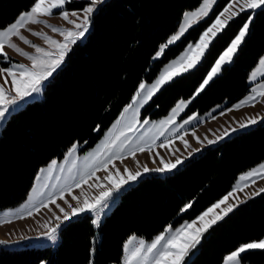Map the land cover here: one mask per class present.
<instances>
[{
  "label": "trees",
  "instance_id": "trees-1",
  "mask_svg": "<svg viewBox=\"0 0 264 264\" xmlns=\"http://www.w3.org/2000/svg\"><path fill=\"white\" fill-rule=\"evenodd\" d=\"M230 0H217L207 18L192 26L160 60L158 49L175 34L182 15L201 0H104L83 41L71 47L46 82L43 96L11 113L0 131V213L24 201L38 170L61 158L75 142L91 145L117 120L137 86L151 81L164 62L196 42ZM34 0H0V28ZM83 2L73 3L82 8ZM250 11L238 13L211 40L195 68L165 84L145 107L159 117L177 100L192 97ZM264 54V11L257 9L230 64L191 101L186 114L229 107L250 88L248 76ZM99 128L98 131L94 129ZM264 161V120L206 146L167 174H148L123 188L99 226L84 213L67 221L52 245L0 247V264H121L131 235L152 239L167 226L192 220L229 192L238 175ZM190 208L185 209L186 205ZM264 237V192L245 200L208 229L185 264H222L243 243ZM245 264H264V251L244 254Z\"/></svg>",
  "mask_w": 264,
  "mask_h": 264
},
{
  "label": "snow or ice",
  "instance_id": "snow-or-ice-1",
  "mask_svg": "<svg viewBox=\"0 0 264 264\" xmlns=\"http://www.w3.org/2000/svg\"><path fill=\"white\" fill-rule=\"evenodd\" d=\"M71 2H73V0H34L29 11L20 14L13 23L0 29V59L8 62L7 66H0V77L4 79V84H0V121L5 118V114L9 112L10 108L17 106L19 102L25 101L26 98L32 97L33 94L42 91L44 82L61 66L65 57L71 51V47L75 45L77 41L84 38L85 34L89 31L93 13L98 5L104 3V0H90L89 3L82 7L80 12L72 11L70 13L66 9V4ZM215 2L216 0H202V3L195 11L185 13L179 31L168 40L167 44L160 47L155 58H159L163 54L164 49L167 48L169 44L178 40L193 22L201 17L207 16ZM234 4H239L240 13L250 11L252 14L247 16L246 22L243 23L238 34L219 55V58L215 60L211 71L207 73V77L197 89V94H199L213 77L220 72L222 65L232 62L233 55L238 50L247 34L255 11L257 9L264 11V0H232L231 3L223 8V11L219 13L204 33L200 35L198 42L189 44L186 50L177 59L166 65L159 77L151 85L140 83L138 91L132 97V102L124 108L119 119L116 120L112 128L105 134L104 141L93 152L84 157L82 168L78 169L76 166L74 154L77 151V146L73 145L65 157V164H67L69 158H74L73 164L71 167L67 168L66 174L65 166H58L56 160H53L46 169H40L36 177V184L30 193L29 200L16 210L4 212L3 219H0V223L10 222L13 217L23 218L25 215L38 212L41 208H45L49 204H55L57 199L62 200L66 192H70L72 188L79 187L81 184L85 183L89 178L93 177L98 170L106 169L113 160L119 159L122 161L128 156H131L135 160V154L137 152L147 151L150 153L155 146L164 147L170 143L171 139L177 138V132L185 129V126L192 124L193 121L198 120V116L193 114L183 120L180 125L172 127L171 129L169 128L170 125L175 124L176 117L186 107L187 102L180 101L172 109L168 117L153 123L152 128L136 136V133L139 131L137 125L143 126L150 123L148 119H144L142 122L140 121V109L148 103L164 84L173 80L175 76H180L182 73H187L190 69L196 67L203 57L205 50L211 43L212 38L224 29L229 20L238 15L236 11L230 12ZM226 13H228L227 18L221 19ZM53 15H59L61 19L71 24L73 27L58 28L49 24L47 20L40 19V17H51ZM70 16L76 19H70ZM29 23L43 24L45 27L50 28L52 32L61 35L63 40H56L46 33L28 29L32 35L42 39L48 47L44 48L33 44L32 41L23 36L20 31L22 28H26ZM12 37H18L24 44L34 48L35 52L29 53L23 51V49L12 42ZM5 46L31 61V67L22 63L11 62V58L8 57L7 53L4 51ZM194 50L198 51H195L193 55ZM176 69L180 70L174 71ZM258 74L264 76V57L259 59V67L251 73L249 77L250 81H255ZM8 78L11 79L10 89L6 88ZM262 100H264V81L254 84V86L250 88L247 96L226 111H232L233 109L238 110L245 106H255V104L260 103ZM220 114L224 115L225 113L221 111ZM260 120H264V117H261ZM257 122V118L250 117L245 122H239V127L244 129ZM94 130L98 131L99 128ZM168 131H171L172 135L165 138L157 145L156 142L161 137L165 136V133ZM232 131L234 132L236 129H232ZM227 135H229V132L226 129L222 136L216 137L215 140H208V144H214ZM184 143L187 145L186 141H184ZM192 151L196 152L199 151V149H193ZM191 155L192 152L189 153V156ZM183 162V160L177 158L175 163H166L163 158H161L160 163L163 164L164 167L149 169L147 165H143V173L140 171L133 173L130 169L125 167L124 172L127 174L126 177L121 176V173L117 170L116 176L119 177V179L113 180L111 175L105 178L112 183L110 189L102 191L99 196L91 199L85 197L83 203H78L76 207L69 205L71 212H67L63 208H60V211L63 213V220H61L60 216H56L58 222L54 227H48L44 235L48 240L55 242L61 224L83 213L94 214L95 218L92 220V223L94 226L98 227L101 214L104 213L105 209L109 208L108 201L112 198L114 192H119L124 185L136 181L144 173L170 172L176 169L178 165L183 164ZM153 163H155L154 160ZM137 166H140L138 161ZM58 168L61 175L56 177V183H50L53 178L52 174L57 171ZM258 179H264V163L242 174L237 184L234 185L232 192H229L227 196L213 204L191 222L186 221L175 229L171 226L167 227L164 232L157 235L150 243H146L143 239H139L137 242V237H130L124 244L125 257L123 264H185V258L200 244L203 233L207 232L218 220L223 219L224 216L233 210L234 206L229 205L227 208L222 209L221 214L213 216L210 221L205 222L204 218L208 216L213 209L224 204L233 193L243 191L245 187L254 184ZM260 192H264V189H260L258 192L254 193V195H259ZM246 198L250 199L251 196ZM73 199L79 201V197L74 196ZM65 203H67V201H65ZM57 207L59 208L60 206L57 205ZM190 207L191 204L186 205L184 210ZM197 221H200L202 225L199 228L195 227ZM5 243L7 242L0 241V244ZM134 243L135 247H133ZM254 250L264 251V238L241 244L224 257L223 264H242L244 254Z\"/></svg>",
  "mask_w": 264,
  "mask_h": 264
},
{
  "label": "rangeland",
  "instance_id": "rangeland-1",
  "mask_svg": "<svg viewBox=\"0 0 264 264\" xmlns=\"http://www.w3.org/2000/svg\"><path fill=\"white\" fill-rule=\"evenodd\" d=\"M77 2H83V3H81V5L85 6L87 3L90 2V0H73V2L66 4V9L70 13L72 11H78V12H80L82 8H76V6L71 5V4L77 3ZM216 2H217V0H216ZM216 2L212 5V7H211V9H210V11L208 13V15L207 16H204V17H201L200 19H198L195 22H193L191 24V26L185 31V33L192 26L196 25L198 22H200V21L204 20L205 18H207L209 16V14L211 13V11H212L214 5L216 4ZM231 2H232V0H230L225 5V7L229 3H231ZM201 3H202V0L199 3V5ZM199 5L196 6L195 8H193V9L187 10V11H185L183 13L182 18H181V20L179 22V25L177 27V30H176L175 34L179 31V27L183 23L184 14L187 13V12L195 11L199 7ZM30 8H29V10H30ZM29 10L23 11L20 14L25 13V12H27ZM221 11H223V9ZM231 11H236L237 13H240L239 12V4H234L233 8L230 9V12ZM219 13L217 14V16L219 15ZM19 15L16 17V19L19 17ZM81 16H82V12H81ZM227 16H228V13H226L224 17H221V19H226ZM215 18L213 19V21L215 20ZM40 19L47 20L49 24L54 25V26H56L58 28H72L73 27L71 24H68L66 21H64L63 19H61L59 17V15H53L51 17H40ZM70 19H76V18L70 16ZM15 20H13L11 23H13ZM11 23H9L8 25H10ZM3 28L4 27H2L0 29H3ZM28 29H31L32 31H38V32L46 33L48 36H50V37H52L53 39H56V40H60V41L63 40V37L61 35H59L58 33L52 32L50 28L45 27L43 24H31V23H29L26 26V28H22L20 30L21 31V34L23 36H25L28 40L32 41L33 44L39 45V46L44 47V48H47L48 45L42 39H40L39 37L32 35L31 32ZM204 31L202 32V34L204 33ZM86 34H85V36H86ZM209 35H211V34H209ZM85 36H84V38H85ZM84 38H82L79 41H83ZM198 40H199V38H198ZM198 40L196 42H194V43H192V42L188 43L177 55H175L174 57H172L169 60H167L166 62H164L162 64V66L160 67L157 75L154 77V79H152L151 81L143 80L140 83H145L146 85H151L159 77L160 73L162 72V70L165 68L166 65H168L171 61L177 59L186 50V48H187V46L189 44H195V43L198 42ZM176 41H178V40H176ZM12 42L15 43L19 48L23 49V51H25V52H29V53H34L35 52V49L34 48L30 47L27 44H24L22 41L19 40L18 37H12ZM163 45H165V44H163ZM167 48L164 49V52L167 50ZM159 50H160V48L158 49V51ZM206 50H205V52H206ZM4 51L7 53L8 57L11 58V62H13V63H22V64H25V65L31 67V61H29L26 58L22 57L21 55H19L18 53H16L14 50H12L10 48H7V46H5ZM195 51H198V50H194L193 55L195 54ZM164 52H163V54L159 58H155V59L160 60L163 57ZM155 57H156V54H155ZM261 57H264V54ZM202 58H201V60H202ZM232 60H233V58H232ZM200 61H199V63H200ZM228 64H230V63L224 64V65H228ZM7 65H8V62L7 61H3L2 59H0V66H7ZM224 65H222V67ZM181 67H183V66H181ZM258 67H259V61L251 69V71L249 73V76H248V84L250 85V88L252 86H254V84H257V83H260V82L264 81V76H261L259 74L257 75V79L255 81H250V79H249L251 73L253 71H255ZM179 70L180 69H176L174 71H179ZM190 70H192V69H190ZM210 71H211V69H210ZM182 74H184V73H182ZM216 76H214L213 78H215ZM176 77H178V76H175L174 78H176ZM206 77H207V75H206ZM49 79H50V77H49ZM47 81L44 82L43 87H42V91L40 93L33 94L32 97L26 98V100L23 101L24 104H26L28 102H32L34 100H40L42 98V96H43V90H44V87H45V84H46ZM140 83H139V85H140ZM0 84H4V79L2 77H0ZM139 85L137 86V88H136L133 96L138 91ZM10 87H11V79L8 78V84L6 85V88H9L10 89ZM250 88H249V91H250ZM158 91L155 93V95L158 93ZM249 91L243 97H241L239 100H237L234 104L238 103L245 96H247L249 94ZM13 94H14V92H13ZM155 95H153V97ZM196 95H197V90H196L195 94L192 97L185 98V99L181 98V99L177 100L176 103L169 109V111L166 114H164L162 116H159V117H151L148 114H144V109L150 103V101L153 98L152 97L148 101V103L145 104L140 109V117H139V119H140L141 122L144 119H148L150 121V123L147 124V125H143V126L137 125L139 131L136 133V136H139L142 133H144L147 129L152 128L153 123L159 122V121L165 119L166 117H168L170 115L172 109L180 101L187 102L186 103V107L176 117L175 124L174 125H170L169 128L171 129L172 127H176V126L180 125L183 122V120L187 119L189 116H191L193 114H196L198 116V120L193 121L192 124H190L188 126H185V129L180 130L179 132H177L176 133V137L177 138L171 139L170 140V143H168L164 147L155 146V147H153V149L151 150L150 153L147 152V151H145V152H137L135 154V160L131 156L125 157L122 161L119 160V159L113 160L112 163L109 164L106 169H100V170H98L95 173V175L93 177L89 178L85 183L81 184L79 187L72 188L70 192H66L64 194V198L62 200L61 199H57V201H56L55 204H49L47 207L41 208L38 212H33L31 215H25L23 218H15V217H13V218H11L10 222L0 223V227H4V231L7 233V234L5 233V235H6L5 238L6 239H0V241H6V242H14V241L17 242V241H20V242H23V241L38 239V238H40L42 236H45L44 233L47 231V228L48 227H54L55 224L58 222L56 220V216H60L61 217V220H63V213L60 211V208H63L67 212H71V208L69 207V205H72L73 207H76V206H78V203L79 204H82L83 203V200L85 199V197H88L89 199H91L93 197L99 196L102 191H105V190L110 189L112 187V183H110L105 178L107 176L111 175L112 178H113V180L119 179V177L116 176L117 170H119V172L121 173V176H125L126 177L127 174L124 172L125 167H127L128 169H130L133 173L136 172V171H140V172L143 173V165H147V167L149 169H153V168H157V167H164V165L160 163L161 158H163V160L166 163H168V162L175 163V161H176L177 158H179L181 160L186 159L187 157H189V153L190 152H192V154L193 153H198L201 150H203V148H205L206 146L216 145V144H218L219 141H221L223 139L225 140L229 136H233V134H235L237 132H240L242 130H245L247 128H250V127H252V126L255 125V124L249 125L248 127L244 128V129H241L239 127V122H245L248 118L255 117L258 120L257 123H259L261 121L260 118L261 117H264V100H262L260 103L255 104V106H245V107H241L238 110L233 109L232 111H226L227 109L232 108V106L234 104H232L231 106L226 107V108L223 107V105H216L213 108H211L209 111H207V112H205L203 114H200L199 112H193V113H190V114H186V111L188 109V106L190 105L192 99ZM132 97H131V100L128 102V104L132 102ZM20 108H21V106H20V103H19L17 106H13L12 108L9 109V112L5 114V118L2 121H0V131L4 127V125L6 123V120L8 119L9 115L11 113H14L15 111H17ZM221 111H224L225 114L224 115H221L220 114ZM212 117H215V118H212ZM115 122H116V120L108 128H106L105 130H103V132L99 135V137L96 139V141L94 143H92L91 145L88 146L87 143H85V142L84 143L75 142L73 144V145H76L77 146V151L74 154V158H75V163H76V166H77L78 169H80V168L83 167L84 157L87 154L93 152L104 141L105 134L112 128V126H113V124ZM226 129L228 130L229 135L225 136L223 139L217 141L214 144H211V145L208 144V140H215L216 137L222 136L223 133H224V131ZM232 129H236V131L233 132ZM171 135H172L171 131L166 132L165 133V136L161 137L156 142L157 145H159L165 138L170 137ZM184 141L187 142V145L184 143ZM72 146H70L65 151L64 155L61 158H54V159H52L49 163H47L46 165L42 166L40 169H46L48 167V165L53 160H56L58 166L59 165H64L65 166V174H66L67 168L68 167H71L72 164H73V159L74 158H69L68 161H67V164H65V157H66L68 151L70 150V148ZM193 149H199V151L193 152L192 151ZM153 160L155 161V163H153ZM137 161L139 162V165H140L139 167L137 166ZM262 163H264V161L260 162L258 165H260ZM257 166L251 167L248 170L250 171L251 169H254ZM40 169L38 170L37 174L35 175L33 184H32V186H31V188L29 190V193H28L26 199L24 201H22L21 203H19L18 205L14 206V207H10V208L5 209L3 211V213L6 212V211H9V210H16V209L20 208L21 205H24L29 200L30 193L32 192V189H33L34 185L36 184V177L39 174ZM248 170H246V171H248ZM245 172H243V173L245 174ZM153 173H155V172L144 173L140 178H142V177H144V176H146L148 174H153ZM243 173L239 174L238 176H241ZM58 175H61L60 172H59V168L57 169V171H55L52 174V177L53 178L50 181V183H56V177ZM237 180H239L238 177L235 180V182ZM256 181L257 182H255L254 185H251L250 187H248L247 189H245L243 192L238 193V194L234 195L233 197H231L229 201H227L224 204L219 205V207L213 209V211L211 213H209V215L204 218V221L205 222L210 221L213 218V216L220 215L222 209L227 208L229 205H233L236 202V200L241 199V198L244 199L243 197H245V198L246 197H249V196L252 197V196H254V193L258 192L260 189H264V179H258ZM235 182H234V184H235ZM129 183H131V182H129ZM127 185H124L123 188H125V186H127ZM123 188H121V189H123ZM121 189H120V191H121ZM119 192H114L113 193V196H112V198H110V200L112 199L113 201L114 200L116 201ZM74 196L75 197H79V201L74 200L73 199ZM110 200L108 201L109 208L105 209L106 210V213L110 212L112 210V208H113L112 202H110ZM65 201H67V203H65ZM57 205H59L60 207L58 208ZM3 213L0 214V219H3ZM74 218H76V217H74ZM194 219H196V217ZM194 219H192V220H194ZM192 220H185L182 223H180L179 225H177L175 227H173V226H171V227L173 229H175L176 227H179L184 222H186V221L187 222H191ZM66 222L67 221H64V223H66ZM23 223H24V225H22ZM64 223H62V224H64ZM169 226H167V227H169ZM201 226H202L201 225V222L200 221H197V224L195 225V227L199 228ZM167 227H165V229ZM164 230L161 231L160 233L164 232ZM159 234H157V235H159ZM132 236L137 237L136 235H131V236H129L127 238V240L125 241V243ZM156 236H154L150 240L149 239H144V238H141V237H137V242H138L139 239H143L146 243H150ZM5 244H7V243H5ZM0 245H3V244H0ZM133 247H135V243H134ZM193 255H194V252L192 254H190L188 257H186L185 259H187V258L188 259H191L193 257ZM124 257H125V252H124V248H123V259H122L121 264H123ZM91 262H92V259H91V261H90L89 264H91ZM222 264H223V261H222ZM242 264H245V263L242 262Z\"/></svg>",
  "mask_w": 264,
  "mask_h": 264
},
{
  "label": "crops",
  "instance_id": "crops-1",
  "mask_svg": "<svg viewBox=\"0 0 264 264\" xmlns=\"http://www.w3.org/2000/svg\"><path fill=\"white\" fill-rule=\"evenodd\" d=\"M193 154H195V153H193ZM183 160H185V159H183ZM257 165H258V164H257ZM257 165H255V166H257ZM178 166H179V165H178ZM178 166H177V167H178ZM255 166H254V167H255ZM248 171H249V170H248ZM248 171H246L245 173H247ZM243 174H244V173H243ZM239 177H240V176H238V179H239ZM237 182H238V180L235 182V184H237ZM256 182H257V181H256ZM235 184H233V186L231 187V189L229 190V192H232V189H233V187H234ZM251 185H254V184H250V185H248L247 187H245V188L243 189V191H244L245 189H247L248 187H250ZM243 191H237V192L233 193L232 196H229V197H228L227 201H229L230 198L233 197L234 195H236V194H238V193H241V192H243ZM229 192H228V193H229ZM228 193L225 194V195H224L222 198H220L218 201H220V200L223 199L225 196H227ZM243 198H244V199L241 198V199L236 200V202L233 204V206L235 207V206H237L238 204H240L241 201H244V200L247 199V198H245V197H243ZM218 201H216L215 203H217ZM227 201H225V202H227ZM215 203H213V204H215ZM213 204H212V205H213ZM212 205H211V206H212ZM211 206H210V207H211ZM234 207H233V208H234ZM208 208H209V207H208ZM208 208H207V209H208ZM203 212H205V210H204ZM203 212H202V213H203ZM63 223H64V222H63Z\"/></svg>",
  "mask_w": 264,
  "mask_h": 264
},
{
  "label": "bare ground",
  "instance_id": "bare-ground-1",
  "mask_svg": "<svg viewBox=\"0 0 264 264\" xmlns=\"http://www.w3.org/2000/svg\"><path fill=\"white\" fill-rule=\"evenodd\" d=\"M22 225H24V223L22 224ZM6 228V227H5ZM5 231H4V227H0V239H6L5 238ZM7 234V233H6ZM16 239V238H15ZM8 241V240H7Z\"/></svg>",
  "mask_w": 264,
  "mask_h": 264
},
{
  "label": "water",
  "instance_id": "water-1",
  "mask_svg": "<svg viewBox=\"0 0 264 264\" xmlns=\"http://www.w3.org/2000/svg\"><path fill=\"white\" fill-rule=\"evenodd\" d=\"M254 126H252V127H250V128H247L246 130H248V129H251V128H253ZM245 130V131H246ZM224 140V139H223ZM223 140H221L220 142H222ZM138 180H136V181H134V182H131V183H129L127 186H129V185H133V184H135L136 182H137Z\"/></svg>",
  "mask_w": 264,
  "mask_h": 264
}]
</instances>
